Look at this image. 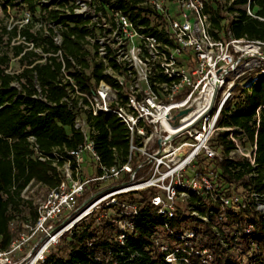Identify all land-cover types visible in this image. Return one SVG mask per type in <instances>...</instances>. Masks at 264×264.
Returning a JSON list of instances; mask_svg holds the SVG:
<instances>
[{"label": "built area", "instance_id": "2783aa9c", "mask_svg": "<svg viewBox=\"0 0 264 264\" xmlns=\"http://www.w3.org/2000/svg\"><path fill=\"white\" fill-rule=\"evenodd\" d=\"M49 1H35L43 7L44 18L33 20L30 10L25 9L21 22L7 29L17 26L18 34L11 45L23 43L25 50L34 49L39 55L35 63L45 62L50 55L56 57L60 67L54 82L65 91L56 103L72 115V127L81 141L45 153L35 136L27 137L30 157L49 162L59 181L38 202L35 219L22 224L27 232L21 231L6 251H0V264L2 260L8 263L13 251L40 233L26 260L27 264H38L62 235L102 203L121 204L115 230L122 242L126 228L132 227L126 216L137 213L135 204L119 197L123 193L153 188L149 201L165 229L180 209V199L188 202V211L180 209L182 212L208 220L207 214L200 215L195 209L197 203L218 200L222 207H228L244 197L219 193L215 181L198 169L197 163L200 158L225 157L214 138L218 130H229L228 137L235 143L229 156H245L255 166L256 143L251 145L252 151L243 152L233 134L243 136L241 128L220 127L219 121L223 107L264 75V42L247 36L236 38L231 30L224 34L213 28L215 0ZM227 8L224 5L222 26L228 23L227 17L230 23L238 20V8L249 18L264 21L258 13L261 6H251L250 0L231 12ZM52 10L58 11L56 19L47 18ZM29 25L32 32L50 36L56 51L43 52L26 41L19 30ZM64 32H72L69 38L79 41L77 54L64 53ZM12 61L5 69L8 74L25 67L13 69ZM34 82L39 91L34 97L45 100L39 82ZM12 85L18 87L16 81ZM184 109L188 112L178 115ZM107 112L126 129V149L111 146V164L103 160L97 148L100 132L94 123L100 113ZM168 126L182 128L174 131ZM108 179L115 181L114 190L83 197L89 182ZM33 183L42 185L31 180L20 193L23 199H28L25 193ZM253 194L258 195L252 192L251 197ZM192 195L196 200H191ZM208 212H213L212 205ZM193 236V230L180 235L182 239Z\"/></svg>", "mask_w": 264, "mask_h": 264}, {"label": "trees", "instance_id": "16d2710c", "mask_svg": "<svg viewBox=\"0 0 264 264\" xmlns=\"http://www.w3.org/2000/svg\"><path fill=\"white\" fill-rule=\"evenodd\" d=\"M215 1L213 28L224 31V34L231 30L236 38L247 36L264 42V21L249 18L243 9L238 8V20L230 23L227 17L228 23L222 26L220 20L224 4L221 0ZM246 2L234 0L227 9L231 12L236 5ZM24 3L32 16L37 11L43 14V7L33 0H24ZM255 4L261 6L258 13L264 16L263 0H250L251 6ZM57 17L56 10L47 16L48 19ZM19 33L26 41H32L35 47H41L43 52H55L57 49L50 36L34 33L29 26L21 28ZM71 33H63V51L75 55L79 41L70 39ZM17 34V26L11 30L0 26V251H6L14 238L10 228L14 212L20 210L22 203H30L21 197L22 189L31 180L47 188L59 181L49 162L30 157L27 137L35 136L45 153L62 145L73 147L81 141V135L72 127V115L56 103L65 93L54 82L59 62L50 55L45 62L35 63L39 55L34 49L25 50L23 43L11 45V39ZM214 34L218 36L216 32ZM17 56L19 67H25L13 75L6 73L11 59ZM34 79L39 82L40 93L45 100L34 97L39 93ZM13 81L18 83V87L12 85ZM94 123L100 132L97 148L103 160L111 164L110 147L126 149V129L114 114L108 112L100 113ZM219 126L239 127L244 135L233 134L240 142L256 143L254 166L245 156L230 157L229 152L235 148L234 141L228 137L230 131H219L214 143L225 157L222 160L200 158L197 163L198 169L215 181L219 193L227 197L243 195L238 202L228 207H222L218 200L197 203L195 209L200 215L207 214L208 220L177 209L168 223L169 229H165L158 222L159 217L149 201L153 188L123 193L119 197L135 204L137 213L126 216L132 227L126 228L122 242L115 233V219H120L116 214L122 209L121 204H108L62 235L61 246H53L60 253L51 252L52 248L38 264H124L123 256L132 254L138 257L140 264H170L166 260L169 252L157 247L155 239L159 229L166 238L181 245V248L172 249L185 258L187 264H264V212L257 208L251 197L255 192L264 200V75L257 78L251 89L239 92L223 107ZM105 181L109 183L95 188L96 194L115 189V181ZM83 197L88 198L86 194ZM191 200H196V196L192 195ZM209 205H212L213 212H208ZM109 208L114 209L113 214L108 212ZM30 211L34 220L36 210L30 208ZM187 230H193L194 236L182 240L180 235ZM186 242L190 244L186 245ZM237 250V255H234Z\"/></svg>", "mask_w": 264, "mask_h": 264}, {"label": "rangeland", "instance_id": "374dc122", "mask_svg": "<svg viewBox=\"0 0 264 264\" xmlns=\"http://www.w3.org/2000/svg\"><path fill=\"white\" fill-rule=\"evenodd\" d=\"M36 0H33V2L35 3ZM223 2V4L227 7L230 6V4H232V2L234 0H221ZM46 2H50L49 0H46ZM63 1L60 0V3H62ZM2 3L6 4V7L2 5ZM66 3V2H65ZM25 3L24 0H0V26H6V28L8 26H12L14 24H19L21 21V19L23 18L24 15V11H25ZM42 17L44 18L42 12H36L34 16L31 17V19L36 20L37 18ZM30 28H32L29 25ZM17 41V39L15 40ZM263 51H264V47H263ZM12 66L13 69H18L19 68V64L17 59L13 58L12 61ZM263 67H264V62H263ZM220 130L217 131L215 137L218 135V132ZM241 143V149L243 152L245 153H249L250 151H252V147L249 143L243 144L242 141ZM94 173L93 170H90L89 174L92 175ZM105 183H109V181H92L89 182L86 186L85 189V194L87 197H91L94 195H98L95 193V188L97 187H102L104 186ZM48 193V188L46 186L43 185H38L36 186V183H33L30 187V189L25 193V197L28 198L26 199L28 202H24L22 203V205L20 206V210L18 212H14L13 215V219L10 223V228L14 233V238L13 239H17L19 237V233L22 232H27V228H23L22 224L25 223H31L32 222V217H31V211L30 208H33L36 210V206L38 204V202H40L42 199H44V197L47 195ZM255 193V192H254ZM138 197V195H136ZM252 198L255 201V204L257 206V208L264 212V200L262 197H260L259 195H252ZM106 205V203H102V205L99 208H102ZM191 205V204H189ZM178 206L180 209H182L184 212L188 211V202H186L184 199H180L178 200ZM98 209H96L93 213H95ZM108 212L110 213H114V209L113 208H109ZM116 233V230H115ZM40 236V233L36 234L35 236H33L29 241L28 244L26 246L21 247L20 249H17L15 251H13L10 255H9V262L6 263L4 260H2L3 264H27L26 260L29 258V255L31 254L36 242L38 241V238ZM118 238V237H117ZM156 243H157V247L161 250H167L169 253L166 255L167 261L171 262L170 264H187V261L185 258H183L182 256L177 255L176 253H174V249H172L173 247L175 248H181L179 243L176 242H172L170 239L166 238L164 236V233L161 231V229L158 230V232L156 233ZM184 240V239H182ZM186 245L190 244V242H186ZM57 246H61V242L60 240L58 241V243L56 244ZM238 247H240L238 245ZM53 247H51L52 249ZM53 253H58L59 250L57 249V247L53 248L52 251ZM60 253V252H59ZM238 250L234 253V255H237ZM2 259V258H1ZM124 264H140V260L138 259V257L134 254L132 255H124L123 256V261Z\"/></svg>", "mask_w": 264, "mask_h": 264}, {"label": "water", "instance_id": "95a60500", "mask_svg": "<svg viewBox=\"0 0 264 264\" xmlns=\"http://www.w3.org/2000/svg\"><path fill=\"white\" fill-rule=\"evenodd\" d=\"M188 112V109H184V110H181L179 113H178V115H182V114H185V113H187Z\"/></svg>", "mask_w": 264, "mask_h": 264}, {"label": "bare ground", "instance_id": "6f19581e", "mask_svg": "<svg viewBox=\"0 0 264 264\" xmlns=\"http://www.w3.org/2000/svg\"><path fill=\"white\" fill-rule=\"evenodd\" d=\"M168 127H169L170 130H174V131H175V130H178V129H180V128H182V126L179 127V128H177V129H174V127H172V126H168Z\"/></svg>", "mask_w": 264, "mask_h": 264}]
</instances>
